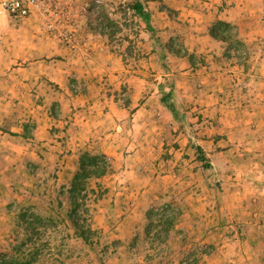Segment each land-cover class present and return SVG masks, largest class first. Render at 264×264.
Listing matches in <instances>:
<instances>
[{
    "label": "rangeland",
    "instance_id": "1",
    "mask_svg": "<svg viewBox=\"0 0 264 264\" xmlns=\"http://www.w3.org/2000/svg\"><path fill=\"white\" fill-rule=\"evenodd\" d=\"M135 2L39 0V8L26 18L0 12L3 131L25 121L27 136L36 120L61 114L59 107L43 106L52 84L34 81L36 91L29 98L13 79L19 77L14 71L30 62L29 52L45 54L44 36L57 35L69 47L75 44L73 35L101 33L113 51L128 52L132 62L152 48L166 52V36L141 27L142 20L131 12ZM226 36L228 59L212 60L206 73H189L185 79L173 74L158 85L162 94L171 91L172 96L166 106L160 102L168 120L160 110L156 162L194 166L195 180L184 181L189 176L184 171L153 203L143 198L126 202L110 196L106 179L120 173L110 169L104 178L85 180L73 204L69 188L79 166L31 161L9 170L0 166V176L10 183L6 188L0 179V258L32 264H264V36L243 43L235 28ZM173 49L183 51L179 41ZM164 64L159 58L158 71ZM153 75L149 69L145 81L154 88L159 79ZM216 138L223 139L221 145ZM226 146L233 152L219 157ZM218 166H234L239 176L221 179ZM129 214L140 219L123 221ZM32 216L36 221L30 227ZM134 223L132 232H121Z\"/></svg>",
    "mask_w": 264,
    "mask_h": 264
},
{
    "label": "crops",
    "instance_id": "2",
    "mask_svg": "<svg viewBox=\"0 0 264 264\" xmlns=\"http://www.w3.org/2000/svg\"><path fill=\"white\" fill-rule=\"evenodd\" d=\"M136 2L149 14V29L156 35L159 31L166 36L163 43L168 50L160 54L152 48L142 53L144 57L132 62L128 52L118 55L113 51L107 37L101 33L94 32L86 37L82 32L73 35L75 44L69 47L61 45L57 35L41 38L47 44L45 54L33 56L35 52H29L30 62L16 69L14 73L19 77L13 76V79L29 98H33V91H36L34 81H40L41 85L44 82L52 84L51 93L42 103L44 107H59L61 114L36 120L33 131L27 136L25 121L6 132L0 126V166H5L4 170L22 166L25 161L35 166H79L84 152L102 155L109 161L110 169L120 172L106 179L110 196L120 195L126 202L143 198V203L148 201L149 204L166 190L169 182H179L184 171L189 175L184 181L195 180L194 166H175L176 163L160 166L156 162L159 144L155 140L161 133L156 126L158 112L161 110L163 121L168 120L167 114L162 112L163 94L158 85L173 74L185 79L189 73L192 76L206 73L212 69V60L228 59L225 42L210 35L216 22H225L235 28L243 43L263 37L264 0ZM139 24L146 26L142 21ZM175 41H179L182 52L173 49ZM195 57L202 60L201 64L193 60ZM159 58L165 60L162 72L158 71ZM149 69L155 72L153 76H158L155 79H159L154 88L145 81ZM176 83L175 86L182 87L178 81ZM184 89L187 91L188 87ZM220 142L223 139L218 138L216 145H221ZM232 152V147H227L218 154L224 158ZM168 153L175 152L168 149ZM218 167L223 171L221 179L235 180L232 176H239L234 166ZM141 174L144 177L138 180ZM0 179L6 188L10 185L4 176ZM132 215L125 216L123 221L140 219L137 218L140 214ZM135 226V223L126 225L121 232L128 234Z\"/></svg>",
    "mask_w": 264,
    "mask_h": 264
},
{
    "label": "trees",
    "instance_id": "3",
    "mask_svg": "<svg viewBox=\"0 0 264 264\" xmlns=\"http://www.w3.org/2000/svg\"><path fill=\"white\" fill-rule=\"evenodd\" d=\"M131 9L134 11V13L139 17L145 24L146 28L149 29V14L141 4L138 2H135ZM233 27H231L229 24L225 22H216L210 30L211 37L226 42L227 40V32L231 30ZM171 91L164 93L161 98V102L166 106V103L170 99ZM167 108H169L167 106ZM172 110V109H168ZM110 170V166L108 165L107 159L102 155H91L89 153H84L81 155L79 159V167L78 171L74 174L69 188V193L71 200L73 204L76 203V197L77 194L80 193L84 187V182L90 177L94 178H101L105 176ZM34 216L31 217V220L28 222L29 226L31 227L32 224L36 221L33 219ZM0 264H32L31 262H18L17 260H14L12 257H9L8 255H2L0 258Z\"/></svg>",
    "mask_w": 264,
    "mask_h": 264
},
{
    "label": "built area",
    "instance_id": "4",
    "mask_svg": "<svg viewBox=\"0 0 264 264\" xmlns=\"http://www.w3.org/2000/svg\"><path fill=\"white\" fill-rule=\"evenodd\" d=\"M39 8V0H0V12H6L15 19L26 18ZM131 12L134 11L131 9ZM71 42V38H66Z\"/></svg>",
    "mask_w": 264,
    "mask_h": 264
}]
</instances>
